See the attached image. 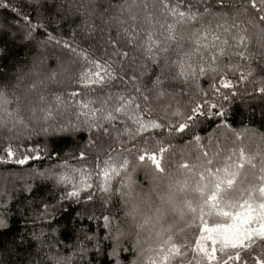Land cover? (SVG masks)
I'll return each mask as SVG.
<instances>
[{
	"label": "trees",
	"instance_id": "obj_1",
	"mask_svg": "<svg viewBox=\"0 0 264 264\" xmlns=\"http://www.w3.org/2000/svg\"><path fill=\"white\" fill-rule=\"evenodd\" d=\"M174 2L167 0L169 7ZM188 3L184 0L181 10L186 11ZM0 4V219L5 225L0 228V264H165L162 257L170 243L187 246L182 264H188L200 234L197 213L189 206L198 209L202 195L211 194L216 169L221 180L225 169L237 173L231 189L222 184L225 202H238L249 192L261 202L257 189L264 186V22L246 0H224L223 5L191 0L198 16L230 29H215L228 43L216 62L222 71L206 74L199 73L201 66L216 65L207 53L201 59L191 33L207 24H177L161 0ZM205 7L215 19H209ZM169 24L175 26V41L167 39ZM125 29L136 31L141 43L151 35L167 50L156 52L158 62L152 63L143 48L121 47ZM241 35L246 47L233 39ZM117 50L129 51L130 59L121 63ZM36 52L45 60H35ZM94 62L112 65L117 79L86 86L85 75L95 71ZM177 62L190 74L176 76ZM161 69L172 77L165 81L169 96L151 102L153 111L145 119L162 122V128L132 138L124 133L125 126L133 128L130 123L105 124L104 133L80 114L81 104L111 109L115 97L134 95V86L152 87ZM241 74L246 79L241 80ZM224 75L236 87L217 94L212 85ZM205 100L225 115L199 117L184 133L168 127L183 122L190 109ZM161 147L166 149L162 156ZM240 149L251 163L246 159L238 169ZM144 153L157 154L164 171L148 159L141 161ZM25 158L24 164L15 162ZM207 159L213 175L202 180ZM106 168L115 169L107 179ZM77 190L79 197H68ZM182 205L186 211L174 213ZM205 218L209 224L222 221L215 215Z\"/></svg>",
	"mask_w": 264,
	"mask_h": 264
},
{
	"label": "snow or ice",
	"instance_id": "obj_2",
	"mask_svg": "<svg viewBox=\"0 0 264 264\" xmlns=\"http://www.w3.org/2000/svg\"><path fill=\"white\" fill-rule=\"evenodd\" d=\"M163 8L167 14L176 18L177 24L191 25L194 21L200 23L204 20V17L198 16L196 11H193L194 5L189 3L184 5L187 9L186 11L181 10V4L184 0H175L173 5L169 7L167 0H161ZM221 5L224 4V0H217ZM249 7L257 13V18L264 22V0H246ZM0 6H3L0 4ZM210 7V6H208ZM208 7H205L204 12L207 14L209 19H215L210 12H208ZM198 11V10H197ZM135 19V17H132ZM207 27H200L191 33L195 37L194 44L197 46V52L201 55L203 59V53H207L209 60L215 67L205 68L201 66L199 68L200 74H206L207 72H221L219 64L216 62L224 55L225 49L223 45L228 43L227 40H222L221 35L216 32V28H222L224 32L230 31L228 27L220 24L218 20L215 22V27L204 20ZM169 35L167 37L168 41H175L177 36L175 35V26L169 24L168 26ZM233 27H236L233 25ZM4 35H7L6 33ZM183 39V37H180ZM237 45L246 47V38L241 35L238 38L233 37ZM127 45L129 48H136L137 46L144 49L145 53L149 56L152 63H157L156 52L166 51V48H162L157 41L151 36L147 35L143 42H140L139 34L136 31L128 33L125 29V40L121 45L123 48ZM115 48V43L113 44ZM120 57L121 63L124 60L130 59L129 51H119L115 53ZM242 55V54H241ZM243 58V56H242ZM180 69L176 73V76L184 77L190 73L185 72L184 65L177 62L175 65ZM95 71L85 75V80L87 81L86 86L92 84H103L105 79L109 82L117 79L112 70V65L105 64L101 65L99 62H94ZM147 69H144L146 74ZM165 69L160 70V75H156L155 79L152 81V87H146L141 90L140 87L134 86L133 94L128 96L119 95L115 97V107L111 109H106L101 107L100 109L89 108L87 103L81 104V115L87 119L93 121L90 127L96 131H102L104 133L108 132V128L105 124L112 125L116 122L127 124L130 123L133 128L129 130L125 126L124 133L126 136L134 138L135 136H140L145 132L160 129L164 125L162 122L154 119H145V117H150L153 109L150 107L151 102L162 100L169 96L167 87L165 86L166 80H171L172 77H166L163 75ZM250 74V73H249ZM135 74L129 79L132 81L136 80ZM241 80L246 79L244 74L240 76ZM236 85L232 83L230 79L226 78V75L222 76L218 82V85H212L213 90L220 94L221 89H233ZM264 92V88L260 89ZM149 94H152L151 101ZM73 95H76L75 93ZM206 95V94H205ZM2 94H0V100H2ZM43 99V97H41ZM57 101L59 97L56 98ZM224 99H227V95H224ZM109 100H112L110 97ZM215 109L216 111H211ZM133 110H138L134 112ZM100 113L99 117L97 113ZM224 116L225 113L221 111L217 104L209 103L205 100L203 103H197L192 107L183 122L178 124L169 125L168 127L178 133H184L186 130L190 129L199 117L205 116ZM51 116V109L48 110V117ZM47 118V117H46ZM75 130V129H74ZM197 144L200 141V137H194ZM166 151L165 148L161 147L159 150V155L162 156L163 152ZM9 157H13L15 154L11 149L7 150ZM204 157H207L208 153L205 151L202 153ZM241 162L237 165V168H243L246 158L243 149L239 152ZM141 161L148 159L155 166L159 172H163L164 168L161 166L160 158L157 154H141L139 156ZM8 162V161H3ZM16 163L24 164L27 162L25 159H16ZM251 163V160L248 159ZM205 163L209 166L200 173V178L203 180L205 176L211 177L213 175V168L211 167L212 161L207 159ZM182 168H189L188 164L181 165ZM115 173V169H105L104 176L107 179L109 173ZM216 180L210 189L211 194L207 196L202 195V204L199 208L189 206V211L197 213V218L199 219L200 234L199 238L195 241L194 246L191 251L194 254L192 258L188 261V264H264V186L257 189L259 193L258 199L261 201L257 203L253 197L252 193L249 192L246 198H241L238 202L228 203L225 202L221 192L222 184L226 186L227 189L233 187L236 172H230L228 169L224 170L225 179L221 180L219 173L220 170L216 169ZM118 174V173H117ZM264 181V177H261ZM85 188L90 187V185L85 184ZM201 191V189H197ZM68 197H79L80 192L72 191L67 194ZM205 208L209 211L205 212ZM225 208L229 210H224ZM215 215L222 218L221 222H214L212 224L208 223L206 216ZM5 227L4 222L0 219V228ZM169 242L171 237L168 238ZM164 251V250H162ZM166 255L162 257L165 264L175 260L177 264H182L183 259L188 253L187 246L178 245L175 243H170V246L166 249Z\"/></svg>",
	"mask_w": 264,
	"mask_h": 264
},
{
	"label": "rangeland",
	"instance_id": "obj_3",
	"mask_svg": "<svg viewBox=\"0 0 264 264\" xmlns=\"http://www.w3.org/2000/svg\"><path fill=\"white\" fill-rule=\"evenodd\" d=\"M45 56H44V54L42 53H37L36 52V54H35V60H38V61H44L45 60V58H44ZM60 60H63V58L61 59L60 58ZM3 180H5V179H3ZM176 208V207H175ZM174 211H176V212H174V213H177V214H182L183 212H185L186 211V207L184 206V205H182V207H177L176 209H174ZM174 217H175V214H174ZM176 218V217H175ZM177 219V218H176ZM164 221H165V219H163ZM168 223H172V221H168Z\"/></svg>",
	"mask_w": 264,
	"mask_h": 264
}]
</instances>
